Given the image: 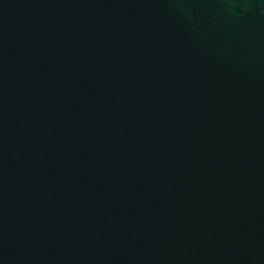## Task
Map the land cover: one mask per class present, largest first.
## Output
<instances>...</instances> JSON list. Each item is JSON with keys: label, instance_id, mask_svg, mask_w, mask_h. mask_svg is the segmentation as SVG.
Wrapping results in <instances>:
<instances>
[{"label": "water", "instance_id": "95a60500", "mask_svg": "<svg viewBox=\"0 0 264 264\" xmlns=\"http://www.w3.org/2000/svg\"><path fill=\"white\" fill-rule=\"evenodd\" d=\"M0 264H264V0H0Z\"/></svg>", "mask_w": 264, "mask_h": 264}]
</instances>
